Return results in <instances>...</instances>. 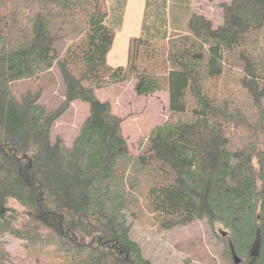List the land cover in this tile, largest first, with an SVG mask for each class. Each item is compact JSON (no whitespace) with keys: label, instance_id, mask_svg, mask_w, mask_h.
Instances as JSON below:
<instances>
[{"label":"trees","instance_id":"trees-1","mask_svg":"<svg viewBox=\"0 0 264 264\" xmlns=\"http://www.w3.org/2000/svg\"><path fill=\"white\" fill-rule=\"evenodd\" d=\"M184 2L169 34L144 20L127 66L113 68L107 0H0V264H153L134 223L200 220L222 262L200 240L179 246L187 261L264 264V0H226L217 28L197 12L182 19ZM131 81L140 97H169L137 155L96 96ZM60 85L49 109L41 99ZM75 101L89 115L65 146L53 127Z\"/></svg>","mask_w":264,"mask_h":264},{"label":"rangeland","instance_id":"rangeland-1","mask_svg":"<svg viewBox=\"0 0 264 264\" xmlns=\"http://www.w3.org/2000/svg\"><path fill=\"white\" fill-rule=\"evenodd\" d=\"M226 0H185V19L197 12L210 20L214 26L223 24L222 3ZM177 0H107L109 8L108 22L116 31L112 50L108 55V64L113 68L126 67L128 63L129 43L132 38L143 35V22L148 26L159 28L162 25L169 34L174 26L171 23L170 9L179 6ZM184 27V25H183ZM163 29V28H162ZM152 34H154L152 32ZM156 38H161L162 33ZM64 88L60 85L44 94L41 103L49 109L57 108L63 100ZM96 96L101 102L111 105L112 113L122 119V129L132 155L139 152V140H146L151 131L169 117V97L165 92L148 97H140L135 92V82L131 81L111 88L97 90ZM89 115V105L75 101L67 113L53 127V139L60 138L65 146H71L80 132L81 126ZM216 232H224L216 226ZM131 237L137 241L144 257L153 264H200L187 261L188 256L180 251V245L193 240H200L210 255L222 262L223 244L208 227L207 222L200 220L186 227L170 230L157 225L141 226L134 223ZM6 250L14 256L26 254L24 242L11 236L5 238Z\"/></svg>","mask_w":264,"mask_h":264},{"label":"water","instance_id":"water-1","mask_svg":"<svg viewBox=\"0 0 264 264\" xmlns=\"http://www.w3.org/2000/svg\"><path fill=\"white\" fill-rule=\"evenodd\" d=\"M234 259L236 260V264H239V263H240V261H239V259L236 257V255H234Z\"/></svg>","mask_w":264,"mask_h":264}]
</instances>
